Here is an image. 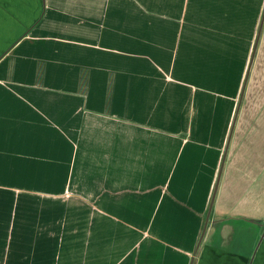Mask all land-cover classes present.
<instances>
[{"label":"crops","instance_id":"1","mask_svg":"<svg viewBox=\"0 0 264 264\" xmlns=\"http://www.w3.org/2000/svg\"><path fill=\"white\" fill-rule=\"evenodd\" d=\"M0 264H264V0H0Z\"/></svg>","mask_w":264,"mask_h":264}]
</instances>
